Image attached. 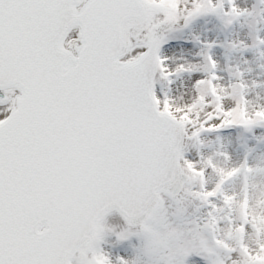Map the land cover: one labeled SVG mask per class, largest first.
<instances>
[{
  "label": "snow or ice",
  "instance_id": "snow-or-ice-1",
  "mask_svg": "<svg viewBox=\"0 0 264 264\" xmlns=\"http://www.w3.org/2000/svg\"><path fill=\"white\" fill-rule=\"evenodd\" d=\"M0 264H264V0H0Z\"/></svg>",
  "mask_w": 264,
  "mask_h": 264
}]
</instances>
